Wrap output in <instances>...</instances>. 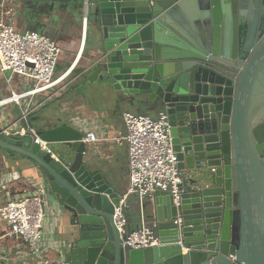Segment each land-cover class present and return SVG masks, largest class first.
Returning a JSON list of instances; mask_svg holds the SVG:
<instances>
[{
  "label": "water",
  "instance_id": "1",
  "mask_svg": "<svg viewBox=\"0 0 264 264\" xmlns=\"http://www.w3.org/2000/svg\"><path fill=\"white\" fill-rule=\"evenodd\" d=\"M63 2L88 51L79 85L140 116L164 112L180 176L177 205L156 191L124 207L119 233L127 187L91 172L81 129L22 114L0 122V150L32 162L55 199L63 262L264 264V0H24L25 19L54 21ZM143 221L158 245L123 246Z\"/></svg>",
  "mask_w": 264,
  "mask_h": 264
},
{
  "label": "built area",
  "instance_id": "2",
  "mask_svg": "<svg viewBox=\"0 0 264 264\" xmlns=\"http://www.w3.org/2000/svg\"><path fill=\"white\" fill-rule=\"evenodd\" d=\"M6 1L0 0V72H8L10 79L13 76L22 77L32 82L33 86L22 93L12 92L9 97L0 101V106H20L22 101L40 95L42 97L34 105V109H38L76 80V77H72L74 65L56 76L59 48L53 40L42 34L14 31L12 26L5 22L3 7ZM82 29L84 34L85 17L82 18ZM30 112L24 111L22 119L26 120ZM122 122L126 130L122 142L126 147L128 182L126 195L118 206L114 207L112 216L119 233L127 222L124 207L127 206L128 196L135 195L141 205L156 191L168 192L177 205L180 195V176L170 143V126L166 114L158 112L155 118H151L147 115L123 112ZM83 141L96 142L97 138L93 132H88ZM40 146L44 148L42 143ZM16 179V176H6L4 184L8 186ZM7 186L2 188L6 189ZM35 187L32 192H18L13 196L7 193L4 199L0 200V245H7L9 242V247L14 251L23 252L20 258L29 257L28 259L38 260L36 264H44V260L49 259V255L54 251L60 257L63 242L57 243L51 252L44 248L42 229L46 216L45 188L40 184ZM122 245L131 249L157 246L154 226L143 221L141 229L127 236ZM11 258L15 259L13 256ZM8 259L0 254V264H13ZM62 262L60 260L56 263L65 264Z\"/></svg>",
  "mask_w": 264,
  "mask_h": 264
},
{
  "label": "crops",
  "instance_id": "3",
  "mask_svg": "<svg viewBox=\"0 0 264 264\" xmlns=\"http://www.w3.org/2000/svg\"><path fill=\"white\" fill-rule=\"evenodd\" d=\"M78 3L82 0H76ZM24 0H7L3 7L5 22L12 26L14 31L23 33L33 31L42 34L55 42L59 48V57L56 65L55 75H61L74 65L73 76L76 77L62 93H59L51 101L38 109L34 105L42 96H36L30 100L22 101L20 106L15 104H4L0 106V122H13L18 115L24 111L30 112L28 119H48L54 121L63 119L81 129L84 137L88 132H93L97 138L96 142H85L86 155L91 172L102 175L103 178L113 177L116 185L122 189L127 187V154L125 144L122 142L126 134L122 122V113L131 112L138 114L136 108L126 104L118 106L109 93L101 91L86 92L81 87V71L78 69L86 65L87 48L84 42L80 43V31L75 22L72 4L63 2L54 7V21L42 18L39 22L26 20V9L23 7ZM65 4H67L65 6ZM70 4V5H69ZM66 7V8H64ZM83 41V40H82ZM76 59V60H75ZM33 83L19 76L10 79L8 72H0V101L13 93H22L29 90ZM158 112H149L147 116L155 118ZM4 123V124H5ZM59 151L61 146L50 147L51 150ZM16 176L17 179L8 186L4 184L5 177ZM38 184L45 188L44 210L46 213L42 234L43 246L50 250L59 242L65 241L63 224L59 219V210L54 202L55 199L49 193L45 182L38 178L35 167L27 159H14L0 150V200L9 193L11 196L18 192H32ZM115 184V183H114ZM7 186L6 189L2 188ZM146 199L143 203L147 202ZM127 205L134 213L139 208V202H133L132 197L127 198ZM11 243L0 245V254L13 264H36L38 260L20 258L22 251L17 252L10 248ZM17 253V255H16ZM185 253V250L182 251ZM12 254V255H11ZM11 256L15 257L13 260ZM17 256L18 259H17ZM63 261L54 251L49 255L44 264H57ZM57 262V263H56ZM63 263V262H62Z\"/></svg>",
  "mask_w": 264,
  "mask_h": 264
}]
</instances>
